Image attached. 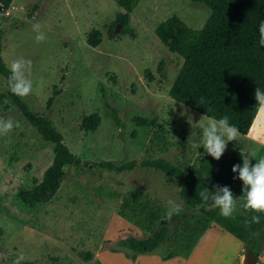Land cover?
Returning <instances> with one entry per match:
<instances>
[{
    "label": "rangeland",
    "instance_id": "374dc122",
    "mask_svg": "<svg viewBox=\"0 0 264 264\" xmlns=\"http://www.w3.org/2000/svg\"><path fill=\"white\" fill-rule=\"evenodd\" d=\"M124 12L118 0H11L7 7L0 0L4 63L10 68L13 59L32 62L33 88L21 98L32 112L52 121L65 145L81 160L79 165L64 166L35 204L19 197L20 191L34 190L41 182L52 162L53 144L42 139L6 95L8 86L0 74V119L11 118L19 124L0 135V264H13L21 252L25 257L21 264H92L98 251L110 250L118 239L148 236L151 232L118 213L123 198L132 192L158 208L161 222L170 220L168 199L181 203V214L192 222L198 218L199 225L207 222L208 227L216 222L200 210L186 208L170 176L139 165L161 157L189 169L209 155L203 145L191 147L202 140L197 123L203 115L168 94L182 58L169 47L170 39L155 32L169 17L177 19L174 28H201L209 9L190 0H135L122 24L119 19ZM36 23L46 37L42 42L35 39ZM247 136L239 133L235 141H229L222 159L227 160L236 147L252 164L264 156V147L258 149ZM129 161H135L133 168L118 170ZM242 195H234L237 208L231 217L219 210L217 217L235 222L248 248L258 253L257 264H264V226L257 235L245 231ZM184 219L169 222L168 240L155 253L117 251L137 264H165L170 260L148 263V256L183 250ZM220 234L210 231L187 260L168 264L228 263L236 244ZM189 253L178 256L185 258ZM242 256L243 251L235 264L241 263ZM109 261L131 264L116 256Z\"/></svg>",
    "mask_w": 264,
    "mask_h": 264
},
{
    "label": "trees",
    "instance_id": "16d2710c",
    "mask_svg": "<svg viewBox=\"0 0 264 264\" xmlns=\"http://www.w3.org/2000/svg\"><path fill=\"white\" fill-rule=\"evenodd\" d=\"M7 7L11 0H2ZM135 0H118L124 9L119 19L123 24L132 11ZM202 3L209 9V15L201 28L188 26L174 28L176 18L169 17L160 22L155 32L162 38L170 39L169 47L182 58L179 70L169 88V96L199 114L216 119L227 116L229 123L238 128L239 133L247 134L256 117L257 101L255 90H264V47L259 44V23L264 20V0H190ZM88 42L93 43L88 37ZM0 74L8 78L10 68L6 66L0 54ZM49 97L47 106L51 105L55 95ZM6 95L16 104L25 120L35 128L47 142L53 144V158L46 169L41 182L34 190H22L19 197L26 203L35 204L52 181L61 175L67 165H79L80 158L75 156L63 142L62 134L54 127L52 121L32 112L26 102L13 94L7 87ZM210 109V111H208ZM116 118L115 112H113ZM243 163L240 147L234 148L227 160H216L211 155L204 156L199 163L189 169L173 165L165 158L140 161L141 167L160 170L170 176L179 186V197L186 208L200 210L208 219H215L228 231L244 242L248 248L245 235L233 221L217 217L219 209H211L198 195V191L207 188L215 192L216 186H229L233 192L243 188V181L234 179L235 164ZM111 166V164H108ZM135 161L125 162L118 170L131 169ZM149 200L142 202L137 192L125 196L118 213L134 222L140 228L151 232L145 237L126 236L116 240L110 250H129L135 254L157 252L169 237V222L183 217L182 236L184 248L180 252L161 255L163 260L189 253L202 233L208 228L207 222L199 225V219L190 221L185 214L174 215L170 220L161 222L158 208ZM245 219L251 215H260L259 224H245V231L253 233L264 226V213H251L242 208ZM194 216H192L193 218ZM176 229V225L173 226ZM256 253V252H255ZM258 254V253H256ZM133 257V256H132ZM92 264H104L95 259Z\"/></svg>",
    "mask_w": 264,
    "mask_h": 264
},
{
    "label": "clouds",
    "instance_id": "9594fccd",
    "mask_svg": "<svg viewBox=\"0 0 264 264\" xmlns=\"http://www.w3.org/2000/svg\"><path fill=\"white\" fill-rule=\"evenodd\" d=\"M33 30L37 33L35 39L42 42L46 39L41 31V25L36 23ZM259 44L264 47V20L259 23ZM31 61L23 58L13 59L10 62L11 75L8 78L9 90L20 97L29 95L33 88L32 80L29 79L31 72ZM255 99L257 101L256 117L253 119L252 125L248 131V138L253 142L264 145V90L260 87L255 90ZM210 111V109H208ZM202 130V140L199 144L192 143L191 147L198 149L203 145L207 154L216 160H219L227 148L229 141H235L238 138L239 130L236 126L229 123L227 116L216 119L203 115L197 123ZM14 127L19 124L11 118L0 119V135H7ZM251 157L256 158L254 151H249ZM243 156V155H242ZM256 163L252 164L248 156H244L241 164L233 165V173L238 172V177L243 181V195L240 207L251 213H264V156L256 158ZM215 192H209L207 188L198 191L201 200L208 205L209 210L219 209L220 214L224 217H231L237 208V198L229 186H216ZM183 211L182 204L175 199L167 200V218L171 219L174 215H179ZM261 222L260 215H251L245 220L246 224H259ZM25 259L21 252L17 255L13 264H21ZM244 264V260H243Z\"/></svg>",
    "mask_w": 264,
    "mask_h": 264
},
{
    "label": "crops",
    "instance_id": "0c3cea01",
    "mask_svg": "<svg viewBox=\"0 0 264 264\" xmlns=\"http://www.w3.org/2000/svg\"><path fill=\"white\" fill-rule=\"evenodd\" d=\"M246 135V134H245ZM248 137V136H247ZM249 139V138H248ZM250 140V139H249ZM248 140H245V143L247 142ZM257 144V143H256ZM261 147H264L263 145H260V144H258L257 145V148L258 149H261ZM242 152V151H241ZM244 158V157H243ZM242 190H236L235 192H234V195L237 193V192H239V193H241V194H243V188H241ZM216 231L217 232V234L218 235H221L220 234V232H222V233H224V235H226V237H229L231 240H232V242H234V244H236L235 246H236V249H235V252H234V255H233V257H232V259L231 260H229V262L228 263H226V264H235V262L237 261V257H238V255L240 254V252L241 251H243L244 250V242L241 240V239H239L238 237H236L233 233H231L230 231H228L226 228H224L221 224H219V223H217V222H214V224H212L211 226H209L203 233H202V235L199 237V239H198V242H196L197 244L199 243V242H201L203 239H205L206 237H207V235H208V233H210V231ZM259 231H255L254 233L257 235V233H258ZM223 235V236H224ZM196 244V245H197ZM197 248H198V246H195L194 245V247L192 248L193 250H194V252L195 251H197ZM192 251V250H191ZM191 251H190V253L188 254V256L187 257H181V256H174V257H172V258H169V259H166V260H162L161 259V257L160 256H158V255H156V256H148V263H151V262H153V261H160V262H163V261H167V260H170V261H173V262H178V263H182L184 260H187L188 259V257H190V254H191ZM192 255V254H191ZM96 256L98 257V259L101 261V262H103L104 264H110L109 262V260H110V257H119V258H121L122 260H125V261H130L131 262V264H137L136 262H133V261H131V259H128V258H126V256L121 252V251H115V252H113V251H110V250H106V249H102L101 251H98L97 253H96ZM139 256H141L140 258H142V257H144L145 255H139ZM263 257H264V253H263ZM147 258V257H146ZM170 261L169 262H163V263H165V264H168V263H170Z\"/></svg>",
    "mask_w": 264,
    "mask_h": 264
},
{
    "label": "water",
    "instance_id": "95a60500",
    "mask_svg": "<svg viewBox=\"0 0 264 264\" xmlns=\"http://www.w3.org/2000/svg\"><path fill=\"white\" fill-rule=\"evenodd\" d=\"M120 24H117L113 30L114 33L118 31ZM257 264L259 260V255L256 254L254 251H252L249 248H244L243 250V256L240 264Z\"/></svg>",
    "mask_w": 264,
    "mask_h": 264
}]
</instances>
